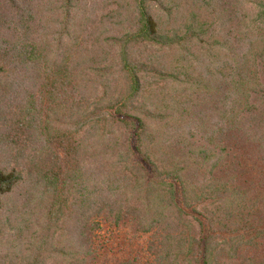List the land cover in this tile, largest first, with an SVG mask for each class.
<instances>
[{"label":"trees","instance_id":"16d2710c","mask_svg":"<svg viewBox=\"0 0 264 264\" xmlns=\"http://www.w3.org/2000/svg\"><path fill=\"white\" fill-rule=\"evenodd\" d=\"M121 228L264 264V0H0V264H110Z\"/></svg>","mask_w":264,"mask_h":264},{"label":"rangeland","instance_id":"374dc122","mask_svg":"<svg viewBox=\"0 0 264 264\" xmlns=\"http://www.w3.org/2000/svg\"><path fill=\"white\" fill-rule=\"evenodd\" d=\"M108 225L104 226L103 229V235H109L111 233V228H108ZM115 236H117V239L115 240L116 242H111L107 243L106 245V253H107V258L108 262L110 264H113L115 260H125L129 257H132L135 254H142V258H140V263L141 264H146L145 263V258L144 253L146 252L147 246L150 241H152V237L150 234H145L142 237H139V235H134L129 231V230H115L114 231ZM131 237V239H129Z\"/></svg>","mask_w":264,"mask_h":264}]
</instances>
